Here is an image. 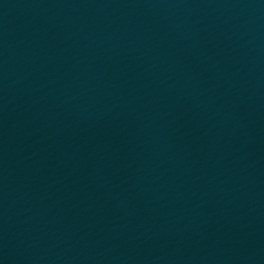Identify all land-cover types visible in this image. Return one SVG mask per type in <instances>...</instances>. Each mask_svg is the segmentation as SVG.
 Here are the masks:
<instances>
[{
    "label": "water",
    "instance_id": "obj_1",
    "mask_svg": "<svg viewBox=\"0 0 264 264\" xmlns=\"http://www.w3.org/2000/svg\"><path fill=\"white\" fill-rule=\"evenodd\" d=\"M0 264H264V0H0Z\"/></svg>",
    "mask_w": 264,
    "mask_h": 264
}]
</instances>
